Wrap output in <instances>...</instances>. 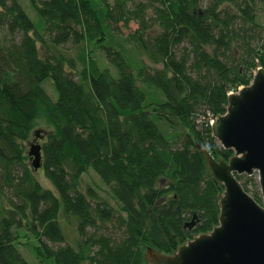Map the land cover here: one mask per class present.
Masks as SVG:
<instances>
[{"label": "trees", "instance_id": "obj_1", "mask_svg": "<svg viewBox=\"0 0 264 264\" xmlns=\"http://www.w3.org/2000/svg\"><path fill=\"white\" fill-rule=\"evenodd\" d=\"M263 17L264 0H0V264H149L219 226L201 149L234 155L211 124L264 69ZM256 177L237 179L263 206Z\"/></svg>", "mask_w": 264, "mask_h": 264}, {"label": "water", "instance_id": "obj_2", "mask_svg": "<svg viewBox=\"0 0 264 264\" xmlns=\"http://www.w3.org/2000/svg\"><path fill=\"white\" fill-rule=\"evenodd\" d=\"M225 115L212 122L213 137L225 150L227 161L201 149L212 178L225 188L220 199L219 226L167 256L149 248V264H264V205L242 186L237 176L257 175L264 203V69L251 85L229 96ZM41 147H33L34 167L41 164Z\"/></svg>", "mask_w": 264, "mask_h": 264}, {"label": "rangeland", "instance_id": "obj_3", "mask_svg": "<svg viewBox=\"0 0 264 264\" xmlns=\"http://www.w3.org/2000/svg\"><path fill=\"white\" fill-rule=\"evenodd\" d=\"M111 1H113V0H111ZM27 10L31 15H33L31 12V9L29 7H27ZM263 21H264V17H263ZM131 29H132V31H135L137 29V26L132 24ZM121 32H122L123 36H127L129 34V31H127L124 28H122ZM4 34H5L4 30L3 31L0 30V38H2L4 36ZM53 51H55L56 52L55 54L58 56L63 55V56L68 57V58H70V57L71 58H77V54H78V50L76 48L72 47L71 45H67L65 47H59V49H54ZM95 54H96L95 56H97V59L100 62V64L105 65L106 61L102 57L101 52L96 51ZM131 56H136V55L135 54H132V55L129 54V57H131ZM142 60L144 61V63L147 66L154 67L147 59L142 58ZM81 67H82L81 64L78 62L77 68L81 69ZM157 68H161V66H158ZM146 93H147V102L148 103L149 102H161V101L165 100V96L159 90H157L155 88L147 89ZM234 93H236V92H234ZM154 121L157 124V126L159 127V129L168 136L166 130L162 127L163 122L162 121L157 122V120L155 118H154ZM43 127L44 126H39L38 130L44 129ZM42 134H43V131H42ZM33 139H34V136L30 139L29 142L26 143V147H27L28 151L32 150L31 146H33L32 144L34 143ZM36 177L38 178V181L42 184V186L44 188L54 190L53 185L50 183V181H48L44 177L43 171H41V169L36 172ZM84 185L85 186H91V187H94L96 189L101 188V182H100L98 176H96L93 172H90L89 174H86L84 176ZM62 224H63L64 232H65L66 237H67V241H68V243H71L73 240V236L76 233V227L72 221H70V222L64 221ZM27 241L30 242L29 244H32V245L35 244L32 237L28 238ZM24 252L26 253V254L24 253V256L27 258V260L32 264L35 263V259L31 258L32 256H31V252L29 251V249H24Z\"/></svg>", "mask_w": 264, "mask_h": 264}, {"label": "bare ground", "instance_id": "obj_4", "mask_svg": "<svg viewBox=\"0 0 264 264\" xmlns=\"http://www.w3.org/2000/svg\"><path fill=\"white\" fill-rule=\"evenodd\" d=\"M234 93V92H233ZM237 93V92H236ZM236 93H234V94H236ZM232 94V92L229 94V96ZM147 262V261H146Z\"/></svg>", "mask_w": 264, "mask_h": 264}]
</instances>
